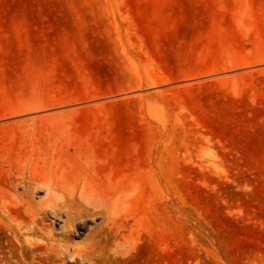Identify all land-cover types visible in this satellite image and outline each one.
<instances>
[{
	"label": "rangeland",
	"instance_id": "374dc122",
	"mask_svg": "<svg viewBox=\"0 0 264 264\" xmlns=\"http://www.w3.org/2000/svg\"><path fill=\"white\" fill-rule=\"evenodd\" d=\"M23 169L114 191L105 264H264V0H0V197Z\"/></svg>",
	"mask_w": 264,
	"mask_h": 264
},
{
	"label": "bare ground",
	"instance_id": "6f19581e",
	"mask_svg": "<svg viewBox=\"0 0 264 264\" xmlns=\"http://www.w3.org/2000/svg\"><path fill=\"white\" fill-rule=\"evenodd\" d=\"M40 184L42 182L23 169L0 197V226L2 233L6 232L4 242L7 245L1 253L7 255L9 263L67 264L71 261L73 264H105L104 249L110 245L106 228H111L107 227L105 220L109 219L115 225L114 191L108 195L99 194L83 179L72 187L57 180L52 183L45 180L43 185L48 187L47 197L37 204L31 199L30 192L37 190ZM17 204L25 205V216L13 210V205ZM48 209L64 214L59 218L61 222L57 230L47 223ZM82 212L94 218L102 216L103 220L95 224L87 238L76 241L72 221ZM25 245L30 249V256L22 249Z\"/></svg>",
	"mask_w": 264,
	"mask_h": 264
}]
</instances>
